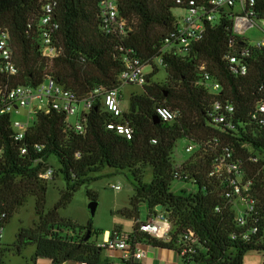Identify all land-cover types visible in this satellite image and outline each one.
I'll return each instance as SVG.
<instances>
[{
	"label": "trees",
	"instance_id": "obj_1",
	"mask_svg": "<svg viewBox=\"0 0 264 264\" xmlns=\"http://www.w3.org/2000/svg\"><path fill=\"white\" fill-rule=\"evenodd\" d=\"M47 1L0 0V27H7L11 32L19 67V73L12 76L0 70V103L6 85L36 87L47 75L73 90L80 101L87 99L96 86L119 87L126 49L149 60L153 71L148 74L142 92L132 94L129 109L124 110L120 119L105 110L101 99H96L84 133L70 127L63 113L54 109L36 110L25 138L18 141L12 114L0 116V218L6 214L4 221L8 223L31 196L36 199L40 216L37 228L20 235L14 246L20 251L22 246L33 244L35 259H49L52 264L67 261L110 264L102 256L103 249L92 239L97 231L91 221L81 225L69 219L54 218L53 211L44 213L49 179L41 175L53 167L49 158L55 157L59 167L57 171L54 169L53 176L62 174L66 182L56 208L70 204L75 192L97 180L94 174L105 168L127 170L135 194L130 207L119 212L139 220V204L145 202L151 210L164 209L172 223L170 241L158 240L134 226L133 242L177 249L179 235L193 230L202 246L192 259L183 258V264H245L247 252H264V163L253 165L250 171V175L256 177L262 204L255 216L260 231L251 241L235 239L232 234L241 229L236 224L234 210L226 201L222 184L209 176L213 150L203 146V141L218 136L244 155L248 154V149L241 148L245 142L255 151L264 152V128L249 116L261 96L259 87L264 85V49L254 52L247 75L236 76L226 59L232 34L228 15L209 26L203 40L184 56L175 50L164 51L166 38L175 31L178 21L172 9L182 8L177 0H119L121 13L135 19L134 31L124 41L102 30L98 0H55L60 22L56 40L63 51L49 59L41 54L37 33L42 7ZM256 10L264 17V0H256ZM161 57L166 64L162 65L166 70L162 82L153 80L158 73L155 61ZM202 63L222 83L223 90L219 94L199 84ZM218 99L237 106L239 119L235 130L223 132L210 123L209 113ZM159 107L180 108L182 114L175 121H165L160 118ZM118 120L132 127L131 138L108 128L109 122ZM181 138L201 145L177 166L173 151ZM22 145L28 149L26 154L21 153ZM148 167L152 169L150 182L144 180ZM183 174L189 175L184 182L196 181V189L176 194L171 190L172 183ZM88 195L92 201L97 200L96 193L88 191ZM88 230L90 238L84 240Z\"/></svg>",
	"mask_w": 264,
	"mask_h": 264
},
{
	"label": "built area",
	"instance_id": "obj_2",
	"mask_svg": "<svg viewBox=\"0 0 264 264\" xmlns=\"http://www.w3.org/2000/svg\"><path fill=\"white\" fill-rule=\"evenodd\" d=\"M184 10L181 17H177L176 28L166 38L167 45L164 51L175 50L181 55H188L205 37L208 27L220 22L225 16L232 21V34L229 39L230 51L226 55L230 71L238 75H247L250 70V61L256 50L264 49V37L251 41L246 33L252 28H259L264 33V17H261L256 10V0H177ZM102 30L108 34L124 41L134 31L133 17L121 13L119 0H98ZM57 1L49 0L42 7V14L37 25L38 38L40 39L41 54L43 57L54 59L58 57L63 49L58 44L56 36L60 30V22L56 15ZM32 24H29L31 27ZM0 70L9 76L19 73V67L15 61L11 32L7 27H0ZM161 65L163 58L158 59ZM123 70L120 74V86L106 89L103 86H96L92 94L80 101L76 93L60 84L55 77L47 75L45 81L38 86L32 85H6L4 97L0 103V116L5 114H18L21 108H27L29 118L27 121L13 119V127L16 129V140L25 138L26 132L34 118L36 110L49 112L54 109L66 115L67 124L84 133L87 129L88 114L96 99H101L105 110L121 118L124 109L122 108L123 94L121 87L124 84H134L143 87L147 83L149 73L145 72L146 66L151 65L149 60L142 59L132 49H126L123 55ZM153 70V69H152ZM201 79L199 84L205 86L209 92L219 94L223 90L220 80L206 70L205 63L200 66ZM261 96L249 111V116L261 127L264 128V85L259 87ZM160 118L165 121H175L182 111L180 108L159 107ZM76 116L74 123L70 117ZM239 110L237 106L228 100H216L209 113L210 123L220 127L223 132L235 130L238 122ZM108 128L116 130L117 133L132 137V127L120 120L108 123ZM201 145V144H200ZM200 145L190 143L187 151H194ZM203 146L211 147L213 150L212 167L210 177H215L223 186L224 194L228 205L235 212V221L240 228L232 234V237H239L244 241H251L255 238L260 226L255 216L259 213L261 201L258 197V185L255 176L250 175L253 165L259 162L264 163V152L254 150L250 143H243L242 149H248L244 155L234 145L216 136L211 140L203 141ZM26 145L21 146V153L26 154ZM264 171V164H263ZM54 168L49 167L41 176L50 179L54 174ZM180 180H188L189 175H178ZM190 182L196 187V181ZM114 189H120V185H112ZM261 204V205H260ZM6 214L0 218V264H4L5 226ZM134 226L139 232L147 233L162 241H170L172 223L162 209L160 212H151L149 217L141 221L134 220ZM133 231V230H132ZM132 231L115 229L110 236L97 242L101 249L118 250L120 262L118 264H145L146 250L142 242L132 241ZM198 235L193 230H187L179 235L177 240V251L181 259H192V255L201 247ZM87 264V263H82Z\"/></svg>",
	"mask_w": 264,
	"mask_h": 264
},
{
	"label": "rangeland",
	"instance_id": "obj_3",
	"mask_svg": "<svg viewBox=\"0 0 264 264\" xmlns=\"http://www.w3.org/2000/svg\"><path fill=\"white\" fill-rule=\"evenodd\" d=\"M172 12L174 16L181 17L184 14V10L181 8H173ZM246 36L253 42L256 39L264 37V33L259 28H252ZM158 67V73L153 77L154 81H163L166 78V70L160 64L159 60L155 61ZM151 66H146L145 72H152ZM123 94L122 108L128 110L130 106V99L133 93L142 92V87L134 84H124L121 87ZM29 112L27 108H21L18 114L13 113L12 119L27 121ZM33 120L29 119L33 123ZM76 116L70 117V122L74 123ZM191 142L187 138H181L176 142V146L173 151V158L180 166L182 162L188 160L194 152L187 151V146ZM49 163L57 171L59 162L55 157L49 158ZM97 180H93L84 184L78 191L75 192L73 200L66 207L56 208L61 200L62 193L66 188V182L62 174L51 177L49 182V190L47 195V203L44 208V213H55L56 219H69L72 222L87 225L90 221L93 224L95 231L92 239L97 242L102 241L103 231L115 230L117 228H124L125 230H131L134 224L133 218H126L119 212L121 209L130 207L132 198L135 194V187L130 178L129 171H114L110 168H105L99 173L94 174ZM146 182H150L152 179L151 167L146 168L145 177ZM120 185V189L112 188V185ZM196 187L192 182H184L183 180L176 179L171 186V190L180 194L185 191H195ZM88 191L97 194V208L95 215L89 209V204L92 201L88 195ZM161 207H155L151 210L148 203L141 202L139 204L140 220L144 221L148 218L149 213L152 211L160 212ZM126 216V217H124ZM40 221V216L36 211V199L34 196L29 197L27 203L20 207L14 217L6 223L5 226V250H4V264H43V258L35 259V245L22 246L19 251L16 246L17 239L20 235L28 233L30 230H35ZM101 230V232H99ZM105 252H103L104 254ZM47 263L50 260H46ZM183 264V261H181ZM245 264H264V252L263 251H249L245 255Z\"/></svg>",
	"mask_w": 264,
	"mask_h": 264
},
{
	"label": "crops",
	"instance_id": "obj_4",
	"mask_svg": "<svg viewBox=\"0 0 264 264\" xmlns=\"http://www.w3.org/2000/svg\"><path fill=\"white\" fill-rule=\"evenodd\" d=\"M126 218H129V217H126ZM133 227H134V224H133ZM133 227L131 230H126V231L128 232L132 231ZM117 229H121V228H117ZM122 229L125 230L124 228ZM112 232L113 230L103 231L102 241L107 239ZM142 246L146 250V257L144 258L145 264H182L181 263L182 259L176 249L156 247L146 242H143ZM103 252H105L104 254H102L103 258L108 259L110 261V264H118L120 262V254H121L120 251L103 249ZM42 260H43L42 261L43 264H52L53 262L50 260L48 261L49 263H47L46 260H49V259H44V258ZM63 264H82V263L76 262V261H67V262H64Z\"/></svg>",
	"mask_w": 264,
	"mask_h": 264
},
{
	"label": "water",
	"instance_id": "obj_5",
	"mask_svg": "<svg viewBox=\"0 0 264 264\" xmlns=\"http://www.w3.org/2000/svg\"><path fill=\"white\" fill-rule=\"evenodd\" d=\"M158 120H159V118L156 117V121H158ZM96 208H97V201H96V200L91 201L90 204H89V209H90V211H91V213H92V216L95 215ZM160 209H162V208H160ZM90 234H91V231L88 230V231H87V235H86V237L84 238V240H88V239L90 238Z\"/></svg>",
	"mask_w": 264,
	"mask_h": 264
}]
</instances>
